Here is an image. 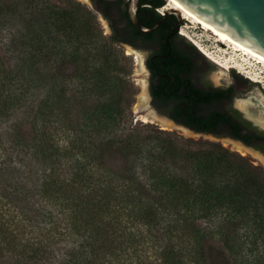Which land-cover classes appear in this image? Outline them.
Segmentation results:
<instances>
[{
  "label": "trees",
  "instance_id": "trees-1",
  "mask_svg": "<svg viewBox=\"0 0 264 264\" xmlns=\"http://www.w3.org/2000/svg\"><path fill=\"white\" fill-rule=\"evenodd\" d=\"M128 1L91 0L109 22L105 37L75 0H0L11 55L8 63L0 48V125L45 89L27 168L39 170L40 205L29 216L0 193V264H264V169L220 142L126 126L133 100L118 47L150 52L153 104L173 120L262 153L264 130L233 107L234 85L206 80L214 65L179 33L176 15L160 12L166 0L140 1L143 26L161 21L149 34L131 22ZM60 237L69 242L57 260Z\"/></svg>",
  "mask_w": 264,
  "mask_h": 264
},
{
  "label": "rangeland",
  "instance_id": "rangeland-1",
  "mask_svg": "<svg viewBox=\"0 0 264 264\" xmlns=\"http://www.w3.org/2000/svg\"><path fill=\"white\" fill-rule=\"evenodd\" d=\"M51 1L57 2L58 0ZM75 1L80 2L95 13L98 26L105 37H108L112 34L109 22L104 18L102 13L94 7L93 3L91 5L89 2H86L84 0ZM168 3V0H166V5L160 9V12L162 14H166L170 9H172L168 7ZM66 4L68 5V2L64 3L63 5ZM181 21L182 26H180L179 28V33L184 35L185 38L193 43L198 48V50L214 65V68L211 71H205L206 80L215 87L227 88L234 85L236 88V97L233 101V107L235 108V106H238L240 100H250L252 101L250 104H248L250 110L254 113L255 116L262 117L264 114V67L261 65H256L254 67L251 66L250 68V65H246V62L242 61L241 56H239L240 53L235 55L236 53H234L233 50L230 49V47H220V43L212 33L203 30L200 25L193 24L192 22H190V20L184 18L182 14ZM13 22L14 24H19L16 21ZM7 33L8 32H5L1 36L0 48H3V56L8 61V63H10L11 55L7 52V50L4 49V46L7 42ZM118 48L119 51L124 53V55L127 57V59L122 61V64L120 65V72L121 74H125L128 76V91L131 94L133 100L130 113L126 118V126H129L130 124L134 126L136 123H141L143 125H146L147 127L149 126L151 128H159L182 135L178 131L165 128L157 122H146L142 120V118L138 119L136 117L135 107L137 104H139V97L143 92L140 80H147V77L148 80H150V76L147 72L139 73L141 63H139V61L137 60L135 52L129 51L128 48L124 45H121ZM134 49L137 51V53L140 54L142 64L146 66L147 59L149 57V51L143 48ZM205 52L210 57L207 56ZM131 53L133 54L131 55ZM220 63L222 65L228 64L230 68L225 69L222 65H220ZM72 71V65H65L61 69H59V72L64 75H67V72ZM234 73L236 75H240L244 80H247L248 82L245 83L237 79ZM76 87V83L70 84L68 86L69 90ZM44 94L45 89H40L32 94L31 97L27 99L23 108L15 112L8 120L4 121L0 125V163L3 162L2 160L7 159L8 163H11L12 168H15L13 173H10L8 171L9 169L7 168L0 169V179L1 181H3L0 184V193L8 195V197L12 201L16 202L18 209H20L19 207H21L22 211H25V214H28L29 216L33 214L30 213L29 208L31 207L32 209H36L37 205L39 204L38 199L32 196V187L34 186L32 183L36 181V176L39 174V170L37 166H35V168L32 170V173L27 169L29 166L28 162H31L30 143L32 142V132L30 119L34 109L36 108ZM152 105L153 107H155L153 103ZM18 139H24V142L27 145L16 146L15 142L18 141ZM223 146L230 149L231 151H235L228 143ZM235 152H237V150ZM241 154L264 169V164L256 158L243 153ZM110 163L114 168L117 169H121L123 166V163L121 161L112 160ZM16 184H19L20 187H22L19 189L22 191V193L21 191H19L20 193L16 194L12 193V190H14V186ZM41 227L44 228V226L42 225ZM60 238L61 239L59 240V244L58 246H56L57 260H59L58 257L61 256L67 249L69 242L67 237Z\"/></svg>",
  "mask_w": 264,
  "mask_h": 264
},
{
  "label": "water",
  "instance_id": "water-1",
  "mask_svg": "<svg viewBox=\"0 0 264 264\" xmlns=\"http://www.w3.org/2000/svg\"><path fill=\"white\" fill-rule=\"evenodd\" d=\"M92 5L91 0H84ZM141 0H129L127 4L128 16L135 27L144 34L153 32L160 24L157 22L153 27L147 28L143 26L138 17L137 11ZM178 7L192 15L194 18L211 28L213 31L227 39L229 42L243 50L245 53L259 61L264 65V0H170ZM174 14L181 23V14L177 10L170 9L166 15ZM171 47L169 41H167ZM128 49L136 51L131 45L124 44ZM132 55V54H131ZM147 73L150 71L145 66ZM147 95L149 97V107L154 115L173 124L175 130L187 138L204 139L220 142L225 145L226 142H233L244 148L252 150L264 158V153L254 147L248 146L243 142L232 137L216 135L211 133H203L195 131L175 120L160 109L153 107V97L150 92V80H148ZM238 110L245 119L251 121L260 130L264 127L259 125L255 120L249 118L245 112ZM139 119V115L136 114ZM232 148V147H231ZM233 149V148H232ZM234 150V149H233ZM236 151V150H235Z\"/></svg>",
  "mask_w": 264,
  "mask_h": 264
},
{
  "label": "bare ground",
  "instance_id": "bare-ground-1",
  "mask_svg": "<svg viewBox=\"0 0 264 264\" xmlns=\"http://www.w3.org/2000/svg\"><path fill=\"white\" fill-rule=\"evenodd\" d=\"M168 2H169L168 3V7L172 8L173 10L179 11L180 14H182L183 17L186 18L187 20H190V22H192L193 24L200 25L203 30H205V31H207L209 33H212L217 38L218 42L220 43V47H222V48L223 47L225 48V46L230 47V49H232L233 52L236 53L235 55L240 53L239 56H241L242 61L246 62V65H250V68H251V66L254 67L256 65H261V66L264 67V65L261 64L259 61H257L256 59H254L253 57H251L250 55L245 53L243 50H241L240 48H238L237 46H235L234 44L229 42L227 39H225L224 37H222L221 35H219L215 31H213L211 28H209L208 26H206L205 24H203L202 22H200L199 20L194 18L192 15H190L189 13H187L186 11H184L183 9L178 7L176 4H174L170 0H168ZM128 50L131 51V52H135L137 60L139 61V63H141L140 64L141 68L139 70V73H146L147 70H146L144 64H142V61L140 59V54L137 53V51H132L131 49H128ZM131 54H133V53H131ZM205 54L207 56H209L206 52H205ZM220 65H222V64L220 63ZM222 66L225 69H229L230 68V66L228 64L222 65ZM147 82L148 81L144 80V79L140 80L143 92H142L141 96L139 97V100H140L139 104H137L136 107H135L136 114L139 115V118H142V120H144L146 122L147 121H149V122H157V123L161 124L162 126H164L165 128H169V129L174 128L173 124H171L170 122H167V121H165L163 119L157 118L154 115V113L151 110V108L149 107V104H148L149 97L147 95V86H148ZM251 102L252 101H250V100H240L237 107L240 110H242L243 112H245V114L249 118L255 120L259 125L264 127V114H263L262 117L255 116L254 113L250 110V108L248 106V104H250ZM226 143H228L234 150H237V152L239 151V152H241L243 154L250 155V156L256 158L257 160H259L260 162H262L264 164V158L260 154L254 152L252 150H249L247 148H244V147H242L241 145H239L237 143H233V142H229V141L226 142Z\"/></svg>",
  "mask_w": 264,
  "mask_h": 264
},
{
  "label": "flooded vegetation",
  "instance_id": "flooded-vegetation-1",
  "mask_svg": "<svg viewBox=\"0 0 264 264\" xmlns=\"http://www.w3.org/2000/svg\"><path fill=\"white\" fill-rule=\"evenodd\" d=\"M133 47V46H132ZM135 48V47H134ZM150 53V52H149ZM146 65H147V63H146ZM147 68H148V66H147ZM148 70L150 71V69L148 68ZM150 77H149V79H150V92H151V76H152V74H151V71H150V75H149ZM152 95V94H151Z\"/></svg>",
  "mask_w": 264,
  "mask_h": 264
}]
</instances>
